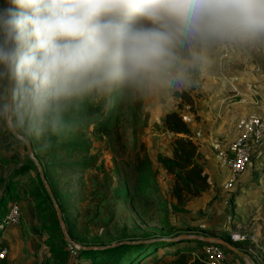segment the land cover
Returning <instances> with one entry per match:
<instances>
[{"label":"rangeland","instance_id":"rangeland-1","mask_svg":"<svg viewBox=\"0 0 264 264\" xmlns=\"http://www.w3.org/2000/svg\"><path fill=\"white\" fill-rule=\"evenodd\" d=\"M224 51L226 47L215 49L211 53V64L193 74V86L186 90L193 97L195 110L176 92L168 95L157 91L143 96V114L148 113L146 121L142 116L138 123L133 124L130 119L133 97L113 92L97 100L103 104L105 114L113 109L110 139L93 133L91 127H75V133L61 141L53 140L47 145L43 142L20 145L18 138L10 131L12 122L9 120L7 127L0 129V135L15 141L24 155L27 152L28 159L22 166L30 165L32 169L26 177H21L23 172L14 165L5 175L0 171V191L5 189L6 193L15 195L13 198L20 204L21 198L15 192L16 186L13 190H7V182L17 183V180H22L28 183V192L32 198L29 211L33 221L37 220L40 227L38 225L26 230L20 218L17 223L7 224L9 230L3 232V228L0 235V245L8 249L6 257L1 259L2 264H105L77 255V252L86 245L104 246L120 238L155 241L165 230L191 236H218L228 241L231 232H244L248 234V239L235 243L250 253L256 264H264V169L253 168V180L226 188L225 182L220 183L209 175L210 158L205 157L209 188L201 195L192 197L183 206H178L171 191L172 175L166 172L156 158L158 152L166 153L173 148L175 133L165 131L161 126L162 118L168 110L178 109L187 120L191 118L194 122L202 123L204 118L196 102L204 109H212L207 93L211 89L221 88L217 80L225 77L223 71L226 63L223 62L226 60L223 58L227 56H222ZM245 51L252 52L251 60L253 66L257 67L252 68V71L264 75V48H248ZM216 53L218 66L215 64ZM251 88L254 90L257 86L251 85ZM118 95L121 101L114 109L112 107ZM262 96L254 93L255 103L264 105ZM222 115L223 112H220L213 119H207L220 124ZM193 137L196 139L194 134ZM70 140L82 144L81 150L84 151L60 147ZM54 147L57 148L49 149ZM20 152L19 157L22 158ZM210 153L213 156V152ZM137 156H147L152 160L157 170L159 191L167 201V212L155 204L157 188L153 190L142 180L137 181L134 172ZM17 162V159L9 160L10 165ZM134 192L141 202L139 211L131 203L130 193ZM5 201L7 205L12 200L8 202L7 198ZM15 228H18L16 234ZM188 244L202 257L201 245L195 240L190 243L180 241L166 246L153 245L156 253L145 255L137 264H204L199 258H193L191 249L180 252L179 246ZM130 252L124 249L122 257ZM226 256L228 264H249L227 249Z\"/></svg>","mask_w":264,"mask_h":264},{"label":"clouds","instance_id":"clouds-1","mask_svg":"<svg viewBox=\"0 0 264 264\" xmlns=\"http://www.w3.org/2000/svg\"><path fill=\"white\" fill-rule=\"evenodd\" d=\"M220 47L264 48V0H2L0 127L64 140L86 100L181 92Z\"/></svg>","mask_w":264,"mask_h":264},{"label":"trees","instance_id":"trees-1","mask_svg":"<svg viewBox=\"0 0 264 264\" xmlns=\"http://www.w3.org/2000/svg\"><path fill=\"white\" fill-rule=\"evenodd\" d=\"M176 95L183 98L190 105L192 110H195L193 97L188 90H183L181 92H176ZM121 101V96L118 95L115 98L114 105L112 108H116L118 103ZM130 109V119L133 124L140 121L143 116L144 121H146L148 113L143 114L142 102L143 97H133L131 100ZM84 108L88 109V114L83 115L82 111L72 110L67 113L68 119L78 128L91 127V131L95 134H101L102 136H107L111 138L112 130L111 119L113 115V109L111 112L105 114V109L103 104L98 103L97 100H86L83 104ZM181 107V105L179 106ZM198 116V115H196ZM162 129L165 131L173 132L176 136L172 140V154H166L163 152H158L156 154L157 161L166 170V172L172 175V195L176 198V204L178 206H183L185 202L190 200L192 197L201 195L206 189L209 188V175L205 169V155L200 149V144L193 137V132L186 121V119L181 114L178 109L168 110L161 121ZM118 137L119 134L117 133ZM62 148H72L78 149L80 151L83 147L77 141L70 140L62 145ZM49 148V149H56ZM75 165V164H74ZM32 169L30 165H24L19 168L20 172H28ZM134 172L137 176V181L142 180L147 187L153 190L157 188L155 195V203L161 207L164 212H167L168 208L166 205V199L162 197L158 183H157V170L153 167L152 160L149 157L137 156L134 162ZM7 190H13L14 187L12 182H7ZM5 192V190H4ZM0 196V219L4 214V210L7 205L5 200L8 198L10 200H16L15 195L9 193H2ZM12 197V198H9ZM131 203L133 207L139 211L141 207V202L137 196V193H130ZM53 223H55L53 221ZM3 230V229H2ZM0 229V235L1 231ZM167 230L161 232V236L155 241L144 242V240L133 239V240H121L118 239L115 243L107 244L104 246L97 245L96 247L86 245L77 252V255L85 256L87 258H92L94 261H102L105 264L111 262L112 264H127L132 261L131 264H137L138 261L145 255H154L156 251H153V245L166 246L173 244L175 242L185 241L192 242L190 236L181 232L169 233ZM230 238V237H229ZM230 242L236 244L231 239ZM199 245L204 242L201 240L196 241ZM237 245V244H236ZM3 246V244L1 245ZM193 248V247H192ZM124 249H128L131 252L126 256L122 257ZM180 251L183 249L189 250V244L186 246H179ZM194 249H191L192 251ZM0 264L2 260L0 259Z\"/></svg>","mask_w":264,"mask_h":264},{"label":"crops","instance_id":"crops-1","mask_svg":"<svg viewBox=\"0 0 264 264\" xmlns=\"http://www.w3.org/2000/svg\"><path fill=\"white\" fill-rule=\"evenodd\" d=\"M258 51L260 52V50ZM222 56L227 57L223 58L226 60L223 62L224 64L226 63V67L223 71L225 77L222 76L217 80L221 88L211 89V92L207 93V99L208 102L212 103V109L207 107L204 109L196 102L197 109L204 118L202 123H197V121L194 122L191 118H189V120L185 118L193 131L194 136L201 143L200 149L205 157L210 158V165L208 168L209 175L220 183L225 182L228 179L230 172L222 158L218 155V148H224L227 146L228 143L243 130L246 122L251 116H264V105L255 103L256 101L254 100V93L264 96V75L252 71V68H257L256 66H253L254 62L251 60L252 52L245 51V49L242 50L226 47V51H224ZM215 64L218 66V53L215 55ZM251 85H256L257 89L253 90ZM230 95H233L234 98H232V96L230 97ZM217 100L219 101L216 102ZM205 106L207 105L205 104ZM220 112H223L220 124L207 119L209 117L213 119ZM1 128L2 127H0V129ZM226 140L229 141L226 142ZM213 149H215L216 152ZM19 152L15 141L7 139L6 136L2 137L0 135V171H3V175L8 172V169H10L11 166L14 165V167L18 169L26 163L28 159L27 152H25V155L23 152H20L22 158L19 157ZM210 152H213V156ZM166 154H172V148L168 150ZM11 159H17L18 162L10 165L9 160ZM258 167L264 169V135L257 147V152L254 154L247 168L238 176L236 184L253 180L252 169ZM30 171L23 172L20 176L26 177V174L31 173ZM27 184L22 180H17V183H12L13 187L16 186L15 192L21 198L20 220L22 223L24 222L26 230H30L36 228L39 225V222L37 220L35 222L33 221L29 211V203H31L32 198L29 195V185ZM0 193L2 194L5 192L0 191ZM17 229L18 228H15L14 230L16 231L15 234L17 233ZM8 230L9 229L5 228L3 232H7ZM11 230L12 229H10V231ZM4 235L7 234L5 233ZM188 253L189 251L186 252V254ZM182 255L184 254H181L180 256Z\"/></svg>","mask_w":264,"mask_h":264},{"label":"built area","instance_id":"built-area-1","mask_svg":"<svg viewBox=\"0 0 264 264\" xmlns=\"http://www.w3.org/2000/svg\"><path fill=\"white\" fill-rule=\"evenodd\" d=\"M264 135V116H251L245 124L243 130L231 140L224 148H218V155L229 169L230 175L225 181L226 188L236 184L238 176L250 164L254 154L257 152V147ZM17 200H12L7 204L2 218L0 219V229H5L7 224L17 223L21 216V208ZM230 239L233 242L245 241L248 239V234L244 232H231ZM202 257L192 250L194 257L199 258L204 264H228L226 249L215 243H204L201 245ZM8 249L6 246L0 245V259L6 257Z\"/></svg>","mask_w":264,"mask_h":264},{"label":"water","instance_id":"water-1","mask_svg":"<svg viewBox=\"0 0 264 264\" xmlns=\"http://www.w3.org/2000/svg\"><path fill=\"white\" fill-rule=\"evenodd\" d=\"M28 150L30 151V148L28 147ZM195 241L201 240L204 243H215L223 246L225 249L230 250L231 252L237 254L239 257L245 259L248 261L249 264H256L254 258L250 253H248L246 250L240 248L239 246L235 245L234 243L218 237V236H206V235H200L195 234L193 236H190Z\"/></svg>","mask_w":264,"mask_h":264}]
</instances>
